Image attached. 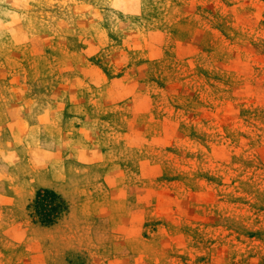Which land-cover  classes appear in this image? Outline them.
Returning <instances> with one entry per match:
<instances>
[{
	"label": "rangeland",
	"instance_id": "1",
	"mask_svg": "<svg viewBox=\"0 0 264 264\" xmlns=\"http://www.w3.org/2000/svg\"><path fill=\"white\" fill-rule=\"evenodd\" d=\"M0 264H264V0H0Z\"/></svg>",
	"mask_w": 264,
	"mask_h": 264
}]
</instances>
